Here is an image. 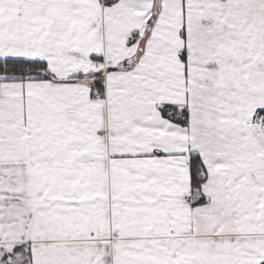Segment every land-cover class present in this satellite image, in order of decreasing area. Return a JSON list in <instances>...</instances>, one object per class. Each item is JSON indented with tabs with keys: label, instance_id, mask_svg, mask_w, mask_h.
<instances>
[{
	"label": "snow or ice",
	"instance_id": "1",
	"mask_svg": "<svg viewBox=\"0 0 264 264\" xmlns=\"http://www.w3.org/2000/svg\"><path fill=\"white\" fill-rule=\"evenodd\" d=\"M0 264H264V0H0Z\"/></svg>",
	"mask_w": 264,
	"mask_h": 264
}]
</instances>
